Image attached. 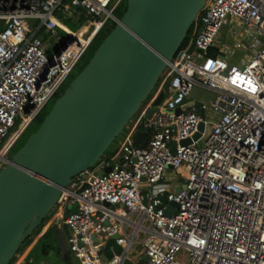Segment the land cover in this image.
I'll list each match as a JSON object with an SVG mask.
<instances>
[{"label": "built area", "instance_id": "obj_1", "mask_svg": "<svg viewBox=\"0 0 264 264\" xmlns=\"http://www.w3.org/2000/svg\"><path fill=\"white\" fill-rule=\"evenodd\" d=\"M65 1L0 0V144L18 119L20 135L44 110L98 33L119 22L123 0H69L76 11ZM63 6L84 25L51 52L40 33L59 26ZM191 30L116 152L79 174L55 208L66 210L82 264H264V0H207ZM167 86V106L148 119ZM190 101L201 106L177 112ZM171 170L181 191L153 189Z\"/></svg>", "mask_w": 264, "mask_h": 264}, {"label": "water", "instance_id": "obj_2", "mask_svg": "<svg viewBox=\"0 0 264 264\" xmlns=\"http://www.w3.org/2000/svg\"><path fill=\"white\" fill-rule=\"evenodd\" d=\"M206 1L126 0L114 29L0 171V264H11L73 180L94 168L122 135L186 41ZM193 48L194 44L190 51ZM168 97L167 86L148 119L160 111V105L167 106ZM191 106L201 102H187L177 112ZM200 135L196 133L194 139ZM148 137L147 131L139 130L134 141L145 145ZM111 170L109 166L98 175ZM177 207L171 202L168 213L172 215ZM55 225L56 244L70 259L65 240L70 237L69 226L61 227L60 220Z\"/></svg>", "mask_w": 264, "mask_h": 264}, {"label": "rangeland", "instance_id": "obj_3", "mask_svg": "<svg viewBox=\"0 0 264 264\" xmlns=\"http://www.w3.org/2000/svg\"><path fill=\"white\" fill-rule=\"evenodd\" d=\"M115 2V0L112 2V4L110 5V7H112L113 3ZM68 6L70 8L71 11H76L77 8H75L74 6L71 5L69 0L65 1L64 6ZM63 7H61L60 10V24L59 26L53 30V31H47L46 29H43L42 32L40 33V36L42 38H44V40L46 41V43L48 44V47H50L51 52L56 51L58 48H60V46L62 45V42L66 41L72 34L76 33L78 30L81 29V27L83 28V23L82 21H78V20H73L70 19L69 17H67V15L64 13L63 11ZM192 31V30H191ZM190 31V33H191ZM93 47H90L89 49V53L93 51L92 49ZM88 59V56H84L82 57V59L78 62V64L76 65V67L74 68V70L72 71V73L70 74V76L68 77V79L66 80V82L63 84V86L59 89L58 93L52 98V100L48 103V105L44 108V110L42 111L45 112L47 114V112L49 111V109L51 108V106L53 105L54 101L56 100L57 96L61 95L65 89L69 86L70 82L73 80V78L84 68V66L86 65V61ZM196 96H198L200 99H202L203 101H205L209 106H211L213 104V97H212V93L206 89H200L198 92H196L195 94ZM19 123L20 120L18 119L16 124L14 125V127L10 130V133L4 138V140L1 142L0 144V149H2L6 144L10 146L9 149V158H11L14 154L12 147L13 145L16 143V141L24 134V132L27 130V128L30 126H27V128H25L20 135L15 134L16 130L19 127ZM32 124V123H31ZM37 123H33V127L36 125ZM122 139V135L114 142L113 144V148H115V150L118 148L120 141ZM108 155H105L104 157H107ZM172 170L170 171V173H168V175H172ZM165 181H170V182H165ZM160 185L163 187L164 190H168L170 189V191L174 192L175 194H178L181 191V188L183 187V184L178 180V179H173L172 177H167V180H164L160 183ZM59 216L62 214H58L57 210H53V212L49 215V217L45 220V222L51 220L53 218V216ZM63 219L65 218V215L62 216ZM45 222L44 224L41 226V228L39 227L35 232L34 235L32 237H30L25 244L22 246V248L20 249L19 253L17 254V256L15 257L16 261L18 259L23 260L25 258V253L28 251L29 246L31 244V242L35 239L36 235L43 229L42 227L45 226ZM50 239H52V235L44 238L41 243L37 246L36 250L33 252V254L31 255L32 259H39V257L43 254V250L44 249V245L47 244L48 241H50ZM66 243L69 245L68 243V238H65ZM69 253H70V257H71V263L76 264V260L74 257H72V252L69 248ZM43 258H45L46 260H48L49 264H66V258L63 259L60 255V253L58 251L55 250V252L49 254V255H45L43 256Z\"/></svg>", "mask_w": 264, "mask_h": 264}, {"label": "trees", "instance_id": "obj_4", "mask_svg": "<svg viewBox=\"0 0 264 264\" xmlns=\"http://www.w3.org/2000/svg\"><path fill=\"white\" fill-rule=\"evenodd\" d=\"M126 7H127V5H126V0H123L122 1V3L120 4V6H119V8L117 9V11H116V15L119 17V18H121L122 16H123V14H124V12H125V10H126ZM82 22H83V20H82ZM116 26V23H108L99 33H98V35L95 37V39L92 41V43H91V45H90V47H93L92 49H93V51H92V53L90 52L89 53V49H90V47H89V49L87 50V52L84 54V56H88V59H87V61H86V64L88 63V61L91 59V57H92V55L94 54V52L96 51V49L98 48V46L100 45V43L104 40V38L114 29V27ZM191 33H192V31H191ZM190 32H189V36H188V38H187V41H188V39L190 38V34H191ZM83 56V57H84ZM151 96H152V94H151ZM151 96L148 98V100L151 98ZM58 97V96H57ZM147 100V101H148ZM147 101L144 103V104H146L147 103ZM45 115H46V113L45 112H41L39 115H38V117L32 122V124L35 122V123H37L34 127H33V125L32 124H30V126L27 128V130L24 132V134L16 141V143L13 145V147H12V150H13V152L15 153L16 151H18L23 145H24V143L27 141V139H28V137L33 133V132H35L38 128H39V126H40V124L42 123V121H43V118L45 117ZM117 150V149H116ZM116 150H115V148H113V147H111L107 152H106V154L105 155H112V154H114L115 152H116ZM104 155V156H105ZM103 156V157H104ZM41 228V227H40ZM53 234V230H50L49 232H47V234L45 235V238L46 237H48V236H50V235H52ZM44 239V238H43ZM51 249V246L50 245H48V244H45L44 245V251L47 253V252H49V250ZM15 261V258H14V260H12V262H11V264H13V262ZM14 264H17L16 262L14 263Z\"/></svg>", "mask_w": 264, "mask_h": 264}, {"label": "crops", "instance_id": "obj_5", "mask_svg": "<svg viewBox=\"0 0 264 264\" xmlns=\"http://www.w3.org/2000/svg\"><path fill=\"white\" fill-rule=\"evenodd\" d=\"M172 177V175H168V177ZM173 178V177H172ZM167 180V178L165 179ZM165 182H170V181H165ZM153 189H155L156 191H165L163 189V187L159 184L158 186H154ZM170 190V189H168ZM58 214H62V216H66V210L65 211H58ZM61 215L59 216H53V218L47 222H45V226L42 227L43 229L36 235L35 239L31 242L28 251L25 253V258L23 260L18 259L16 261L13 262V264L16 262L17 264H49L48 260H46L45 258H43V256H47L53 252L58 251L61 255V257L63 259L66 258V256L64 255V253L61 252V250L59 249V247L56 244L55 241V236H54V229H55V224L56 222H58L60 220V226L62 227V225L65 223V218L63 219ZM50 230H53V234H52V239H50V241L47 242L48 245L51 246V249L49 250V252H45L44 249L43 250V254L39 257V259H32L31 255L33 254V252L36 250L37 246L41 243V241L43 240V238H45V235L47 234V232H49ZM72 257L76 258L73 253H72ZM71 259V257H70ZM66 258V264H73L71 263V260Z\"/></svg>", "mask_w": 264, "mask_h": 264}, {"label": "bare ground", "instance_id": "obj_6", "mask_svg": "<svg viewBox=\"0 0 264 264\" xmlns=\"http://www.w3.org/2000/svg\"><path fill=\"white\" fill-rule=\"evenodd\" d=\"M22 126H24V124Z\"/></svg>", "mask_w": 264, "mask_h": 264}]
</instances>
